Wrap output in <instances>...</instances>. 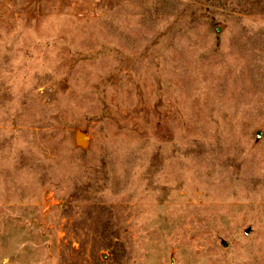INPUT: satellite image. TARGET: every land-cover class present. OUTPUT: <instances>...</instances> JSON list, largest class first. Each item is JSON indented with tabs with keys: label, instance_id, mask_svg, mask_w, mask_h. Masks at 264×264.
<instances>
[{
	"label": "rangeland",
	"instance_id": "1",
	"mask_svg": "<svg viewBox=\"0 0 264 264\" xmlns=\"http://www.w3.org/2000/svg\"><path fill=\"white\" fill-rule=\"evenodd\" d=\"M170 255L264 264V0H0V264Z\"/></svg>",
	"mask_w": 264,
	"mask_h": 264
},
{
	"label": "water",
	"instance_id": "2",
	"mask_svg": "<svg viewBox=\"0 0 264 264\" xmlns=\"http://www.w3.org/2000/svg\"><path fill=\"white\" fill-rule=\"evenodd\" d=\"M74 142L76 145H79L81 147H87L89 136L83 131H76V133L74 134ZM169 264H176V260L173 255H170Z\"/></svg>",
	"mask_w": 264,
	"mask_h": 264
}]
</instances>
